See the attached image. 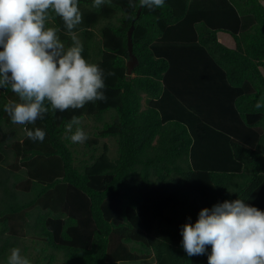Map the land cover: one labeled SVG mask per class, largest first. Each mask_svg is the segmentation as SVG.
Returning <instances> with one entry per match:
<instances>
[{"label":"trees","instance_id":"obj_1","mask_svg":"<svg viewBox=\"0 0 264 264\" xmlns=\"http://www.w3.org/2000/svg\"><path fill=\"white\" fill-rule=\"evenodd\" d=\"M78 8L71 33L53 12L45 26L66 49L75 36L102 70L106 99L63 112L45 102L42 119L19 125L4 111L19 97L0 89V264L13 248L30 264H208L181 247L184 223L224 200L264 210V108L255 109L264 0H165L155 9L78 0ZM132 24L138 64L128 74ZM74 116L101 123L82 152L66 131ZM25 128L45 131L44 141Z\"/></svg>","mask_w":264,"mask_h":264},{"label":"clouds","instance_id":"obj_2","mask_svg":"<svg viewBox=\"0 0 264 264\" xmlns=\"http://www.w3.org/2000/svg\"><path fill=\"white\" fill-rule=\"evenodd\" d=\"M109 0H92L100 8ZM142 7L160 8L165 0H139ZM49 12L61 18L68 33L82 22L78 0H0V89L10 87L20 102L4 106L14 124L27 125L52 110L80 109L88 102L106 99L102 70L82 55V45L73 35L65 48L58 29L46 27ZM264 108V94L255 109ZM66 126L73 144L83 143L86 133ZM25 135L43 142L45 131L25 128ZM181 247L187 256L208 255V264H264V210L237 198L204 207L193 223L180 229ZM208 246H211L209 252ZM7 264H30L13 248Z\"/></svg>","mask_w":264,"mask_h":264},{"label":"rangeland","instance_id":"obj_3","mask_svg":"<svg viewBox=\"0 0 264 264\" xmlns=\"http://www.w3.org/2000/svg\"><path fill=\"white\" fill-rule=\"evenodd\" d=\"M226 37H229V35H227L225 33H220V39L222 41L226 40ZM144 105H145V102H144ZM80 124H81V129L86 133L87 138H89V139L94 137V133L96 132V128L95 127L101 125V123H97L93 118H89V117H85L84 119H82L80 121ZM84 142L83 143H77L76 146H75L80 152H82L83 149L85 148L84 147L85 146ZM101 143H107L111 154L116 153V146H115L114 142L111 139H109V138L101 139ZM58 261L59 262H57V264H62L63 263V259H59ZM43 263L44 262H41L39 264H43ZM127 264H155V260L153 258H149V259H146V260H143V261L141 260L140 262H128Z\"/></svg>","mask_w":264,"mask_h":264},{"label":"water","instance_id":"obj_4","mask_svg":"<svg viewBox=\"0 0 264 264\" xmlns=\"http://www.w3.org/2000/svg\"><path fill=\"white\" fill-rule=\"evenodd\" d=\"M139 13H140V10L138 12V15ZM134 29H135V26L134 24H132V26L128 30V49H129V54H130V59L127 62L128 74H131L134 67L138 64V58L133 52V31Z\"/></svg>","mask_w":264,"mask_h":264},{"label":"crops","instance_id":"obj_5","mask_svg":"<svg viewBox=\"0 0 264 264\" xmlns=\"http://www.w3.org/2000/svg\"><path fill=\"white\" fill-rule=\"evenodd\" d=\"M230 41V42H229ZM224 43H226L227 45L229 46H234V41L229 38V37H226V40H223ZM229 43V44H228ZM232 43V44H231Z\"/></svg>","mask_w":264,"mask_h":264}]
</instances>
